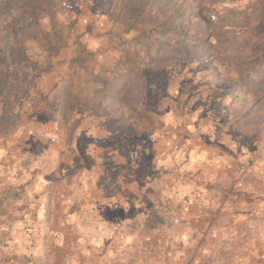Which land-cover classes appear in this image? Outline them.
<instances>
[{
	"label": "rangeland",
	"instance_id": "rangeland-1",
	"mask_svg": "<svg viewBox=\"0 0 264 264\" xmlns=\"http://www.w3.org/2000/svg\"><path fill=\"white\" fill-rule=\"evenodd\" d=\"M75 258L264 264V0H0V264Z\"/></svg>",
	"mask_w": 264,
	"mask_h": 264
},
{
	"label": "crops",
	"instance_id": "crops-1",
	"mask_svg": "<svg viewBox=\"0 0 264 264\" xmlns=\"http://www.w3.org/2000/svg\"><path fill=\"white\" fill-rule=\"evenodd\" d=\"M78 255H82L83 257L85 256L86 257V263H89L88 262V258H89V256H91V250L88 249V247H87L86 237L83 238V242H82V244L80 246ZM71 264H80V263L77 261V258H75L74 261H72Z\"/></svg>",
	"mask_w": 264,
	"mask_h": 264
}]
</instances>
